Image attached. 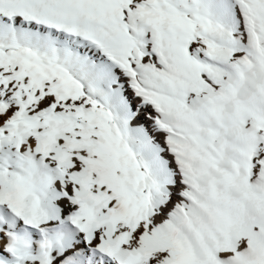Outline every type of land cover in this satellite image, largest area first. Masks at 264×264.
<instances>
[{
	"label": "snow or ice",
	"instance_id": "snow-or-ice-1",
	"mask_svg": "<svg viewBox=\"0 0 264 264\" xmlns=\"http://www.w3.org/2000/svg\"><path fill=\"white\" fill-rule=\"evenodd\" d=\"M0 264H264V0H0Z\"/></svg>",
	"mask_w": 264,
	"mask_h": 264
}]
</instances>
